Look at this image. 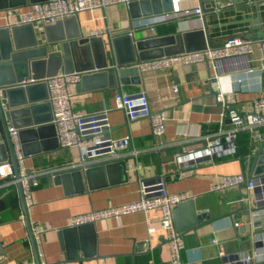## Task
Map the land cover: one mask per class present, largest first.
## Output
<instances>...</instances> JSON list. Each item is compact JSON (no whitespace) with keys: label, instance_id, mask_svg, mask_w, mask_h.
I'll use <instances>...</instances> for the list:
<instances>
[{"label":"crops","instance_id":"0c3cea01","mask_svg":"<svg viewBox=\"0 0 264 264\" xmlns=\"http://www.w3.org/2000/svg\"><path fill=\"white\" fill-rule=\"evenodd\" d=\"M18 1L20 3L22 0H0V5H8L0 8V27L16 25L19 15L40 0H24L23 4H17ZM176 1L178 9L193 5L192 0ZM246 1L201 0L205 10L203 25L195 16L190 15L156 24L153 30L144 27V23L160 14L132 19L127 7L119 4L80 12L73 23L49 30V37L74 36L79 32L76 41L77 47H81L86 44L82 41L90 31L108 26L109 31L98 36L102 40L106 60L109 59L108 41L122 34L141 39L199 30L205 26L207 42L214 46L220 45L230 36L251 39L254 44L249 57L220 63L218 79L224 92L235 94V107L238 111H250L253 100L264 96V36H258V33H264V7H259L257 11L254 7H248ZM172 2L174 5V0ZM216 2L223 6L218 14L212 11ZM227 2H231V5L225 6ZM164 5L167 2H159V7ZM256 17L259 22L251 23L250 20ZM254 26L260 28L254 29ZM16 30L10 36L12 45L18 42L16 44L19 48H28L36 42V48L46 47L47 53L62 51L61 43H47L46 33L40 25L32 28L16 27ZM2 47L0 43V50ZM121 52L124 56L123 49ZM111 54L114 55L112 49ZM246 68H250V71L247 72ZM212 75V67L206 63H196L143 73L140 83L122 85L118 78L111 79L105 74L99 78L90 76L86 81L80 80L71 86V104L75 111L90 114L107 110L109 128L106 134L111 138L129 136L130 148L139 151L135 160L142 168L135 169L133 158L125 160L126 181H122L121 170L112 167L90 177L92 189L87 187L84 178L82 192H76L79 184L72 178L66 186L54 183V175L69 171L66 170L69 165L76 163L77 149L60 147L54 140L49 124L21 128L26 131L23 137L27 151L24 157L25 170L44 172L38 179V186L31 191V205L27 209L29 222L41 230L40 248L36 249L41 263L170 264L164 234L156 231L148 235L142 213L125 215L118 220L98 221L80 228L70 226L76 215L119 207L137 200L140 180L157 177H162L168 193L185 194L188 200L193 201L196 221L190 228H186L190 219L188 212L180 209L174 214L173 211L178 210L177 206L172 210L174 225L185 228L178 232L183 241L180 251L182 264H244L241 261L253 250L259 253L258 258L262 260L252 264L264 263V220H261L259 228L254 229L250 215L251 210L264 203V176L252 178L255 182L252 191L247 190L245 185L213 190L225 176L240 173L249 176L251 160L248 157L262 141L264 126L258 129L261 139L255 143L251 141L249 132L238 131L234 155L181 165L174 159V152L180 148L184 139H189L187 145L199 148L200 137L216 135L233 128L227 119L220 118L222 108L215 100V92L210 86ZM174 85L177 86L176 93L172 91ZM116 91L129 95L144 91L150 109L164 113L167 118L163 135L154 139L146 118L128 120L121 111L115 110L113 96ZM41 94L39 91L32 93L36 99ZM44 115L43 111L36 112L40 118ZM32 117L31 113L24 111L18 113L15 120L26 124ZM10 126L8 123L7 128ZM2 151H6V146L0 128V158ZM149 215L150 224L157 228L159 211L152 210ZM237 219L242 222V226L236 230L232 221ZM213 239L218 244L211 243ZM220 251L223 255L219 254ZM0 264H34L17 187L15 184L5 185L2 180Z\"/></svg>","mask_w":264,"mask_h":264},{"label":"built area","instance_id":"2783aa9c","mask_svg":"<svg viewBox=\"0 0 264 264\" xmlns=\"http://www.w3.org/2000/svg\"><path fill=\"white\" fill-rule=\"evenodd\" d=\"M193 5L186 9H178L177 1L174 0V9L172 12L162 13L149 18L144 27L153 30L154 25L164 23L172 19L193 15L198 22L204 24L205 10L201 0H192ZM130 0H45L35 2L29 9L19 15L16 25H51L65 17L77 16L83 11L93 9H105L111 6L122 4L127 6ZM227 2L225 6H230ZM246 5L250 8L264 7V0H247ZM222 5L218 2L213 4L212 11L218 14ZM109 27L104 29L92 30L88 37H98L108 32ZM254 41L241 36H230L224 39L220 45H212L207 42L202 50L182 52L168 56H161L136 64L140 74L147 72H156L169 70L175 65H191L196 63H206L213 69V80L210 82L212 90L215 92V100L221 105L220 118L227 119L233 128L220 131L216 135H206L200 137L199 148L187 145L189 139H184L180 148L174 152V159L178 164L194 162L201 159H219L222 157L236 154V134L240 130L250 133L252 142L261 139L258 129L264 126V96L253 100L250 111L239 112L235 107L236 97L233 92L226 93L221 89L218 81L220 75V63L233 61L240 58L246 59L253 51ZM264 45V44H263ZM264 69V57L262 58ZM249 72L250 68H246ZM81 80L80 72L65 73L59 70L55 75L45 78L43 81L47 88V102L51 109L50 124L54 127L57 143L62 148L75 147L78 152L76 163H71L66 170L82 168L83 170L90 166L112 163L121 160L134 159V167L140 170L142 167L136 162V156L139 151L130 148V137L111 138L105 130L109 128L108 111L98 113L84 114L75 111L71 104L73 92L72 85H76ZM29 82H34L29 79ZM22 83H25L23 81ZM177 92V86L172 88ZM114 109L121 111L128 120L137 118H146L149 121L150 132L154 139L160 138L165 130L166 116L164 113L152 111L148 105L147 97L144 91L129 95L116 91L113 96ZM19 130L14 127L8 128V135L14 151L18 178L15 179L13 168L9 160L0 162V180L5 185L19 182L25 208L31 205V191L38 186V179L44 175V172L26 173L24 168V156L21 150V144L18 137ZM245 185L246 189L252 191L255 182L249 179L246 174L225 176L222 182L213 190H222L225 188L241 187ZM188 200L185 194H171L165 189L162 177L154 179L140 180L139 197L137 200L123 204L119 207H108L100 210H92L87 213L76 215L71 220V227H81L94 224L98 221L118 220L120 217L142 213L147 226L148 235L156 231L164 234L169 254L170 264H182L180 251L183 248L181 235L176 231L172 210L178 204ZM243 200V199H241ZM157 210L160 213L159 226L156 228L150 224V211ZM251 225L254 229L259 228L261 220H264V203L258 204L255 209L250 211ZM232 226L238 229L242 226L240 220H233ZM31 233L34 239L36 249L40 248V228L30 223ZM211 243L218 244L216 239ZM220 255L223 253L220 251ZM259 253L256 250L251 251L241 261L244 264H252L254 261H261L258 258ZM44 264V263H42Z\"/></svg>","mask_w":264,"mask_h":264},{"label":"water","instance_id":"95a60500","mask_svg":"<svg viewBox=\"0 0 264 264\" xmlns=\"http://www.w3.org/2000/svg\"><path fill=\"white\" fill-rule=\"evenodd\" d=\"M160 1L167 2V5L159 7ZM23 3L24 0L20 3L18 1L17 4ZM7 6L8 5L3 4L0 5V8H6ZM126 7L132 19L147 17L152 14H161L163 12H172L174 9L172 0H130ZM75 19L76 16L65 17L56 21L54 24L42 26L47 36V43L62 44V51L57 50L52 53H47L46 47L36 48V42L28 48H19L18 44H16L18 43L16 40V43L12 45L10 36L13 35V32L14 34L16 33V27L26 26L32 28V25L0 27V43L3 45L0 50V128L4 133L6 146V151H2L0 162L9 160L13 168L15 179L18 178V173L14 151L7 131L8 123L11 124V127L20 130L18 131V137L24 157L27 154L23 141L26 131H22L21 128L37 126L39 124H49L50 129L53 131L54 140L57 143L54 127L50 124L52 115L50 105L47 102L48 95L46 84L43 81L45 78L51 77L59 70H62L65 73L73 71L80 72L81 80L83 82L89 79L90 76L99 78L108 74V77L111 79L115 77L118 78L120 84L122 85L130 82L140 83L141 74L135 67L138 62L182 52L202 50L207 44L205 26L199 30L152 36L141 39L132 38L128 34H122L108 41L109 59L106 60L104 46L102 45L100 37H86V39L82 41L86 44L81 47H77L78 42L76 41L80 36L79 32L74 36L66 35L65 37L60 36L54 39L49 37V30L63 24L67 25L70 22L73 23ZM250 22L257 24L259 22V18L256 17L255 19L250 20ZM259 28L260 27L258 26H254V29ZM258 36L263 37L264 33H258ZM111 49L113 50L114 55L111 54ZM121 49H123V53L125 54L124 56L120 54L122 53ZM90 50L91 54L89 55ZM90 58L91 61H89ZM108 63L110 65H108ZM29 79H33L34 82H29ZM23 81H25V83H22ZM35 91L42 93L39 99L33 97L32 93ZM24 111L27 114L31 113L33 115L32 118L26 121L28 124H24L25 122L20 124L15 120V116ZM39 111L45 112V115L42 118L36 116V112ZM104 133H106V130ZM248 159L251 160L248 178H263L264 137L257 149H255L254 153H252ZM112 167H116L121 170L123 176L122 181L127 180L125 160H121L112 163L90 166L84 170L82 168H76L65 171L54 175L53 181L56 184L66 186L68 180L70 181L72 178L79 184L76 192H82L84 190V178L86 179L87 187L92 189L90 186V177L94 174H98L99 172H104L105 170L107 171V169H111ZM26 173H30V171L26 170ZM15 185L17 187L20 207L24 215V222L31 244L33 262L34 264H42L39 260L31 233L30 222L28 219L27 209L24 205L21 185L19 182H16ZM176 209L178 210H174V214H176L180 209H185L188 212L190 219H188V226L186 228H190L195 224L196 219L193 216V201H184L178 204ZM175 228L177 232H181L185 229L179 227L178 225H175ZM52 264H66V262L59 261Z\"/></svg>","mask_w":264,"mask_h":264},{"label":"trees","instance_id":"16d2710c","mask_svg":"<svg viewBox=\"0 0 264 264\" xmlns=\"http://www.w3.org/2000/svg\"><path fill=\"white\" fill-rule=\"evenodd\" d=\"M236 138H237V135H236Z\"/></svg>","mask_w":264,"mask_h":264}]
</instances>
